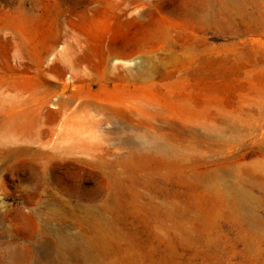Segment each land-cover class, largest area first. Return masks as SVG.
Here are the masks:
<instances>
[{"label":"rangeland","instance_id":"374dc122","mask_svg":"<svg viewBox=\"0 0 264 264\" xmlns=\"http://www.w3.org/2000/svg\"><path fill=\"white\" fill-rule=\"evenodd\" d=\"M146 25L169 32L148 44L166 78L99 88L86 61H70L75 48L95 63ZM119 56L109 66L126 72L145 54ZM95 102H146L158 114L141 120L167 134L146 137L178 157L135 153L126 142L138 139L114 131L122 118ZM262 105L264 0H0V125L49 130L37 142L0 131V264H264V200L239 226L212 186L262 195L249 181L264 161ZM220 115L240 119L239 134L205 142L200 124Z\"/></svg>","mask_w":264,"mask_h":264},{"label":"bare ground","instance_id":"6f19581e","mask_svg":"<svg viewBox=\"0 0 264 264\" xmlns=\"http://www.w3.org/2000/svg\"><path fill=\"white\" fill-rule=\"evenodd\" d=\"M122 1L127 2V3H133L136 0H122ZM222 6H223L222 9H224L223 11H229V9L227 7H225L224 5H222ZM199 14H197V15H199ZM201 15H202V13H201ZM143 28H145V29L142 33L138 34L137 32H134V33H132L131 37L127 38L126 40L122 41L119 44L111 43L105 50L104 49L102 50L101 54L98 57V61L95 63H92L84 55H79L77 53V51H75V48H74L76 43L74 41H72L70 45H71V48H74V49H73V52H71L70 61L73 63V65H79L82 61H86L87 65L90 68V72H91L89 74V79H95V80L97 79L99 81V83H98L99 88H100V86H102V87L105 86L106 83H114L115 84V82H118V81L123 82L127 85L131 84V85H134L137 87V84L146 85V84H149V83L152 84L158 80H161L164 78V76L166 74V72L164 71L165 62L162 58V55H157V53L154 54V49H152L153 47L151 45H148V44L150 42H152L153 40H155L158 44L164 45V43L166 41H168L169 32H168V30L164 29L160 25H153V26L146 25ZM130 52H142L143 54H145V57L138 62H134L133 66L127 68L126 72H119V70H118L119 66L118 65H114L112 67L109 66V61L112 60L111 58H114V57L120 58L119 54L127 55ZM174 60L176 61V57H173V61ZM126 61H131V59H127ZM167 72H169V71H167ZM167 74H169V73H167ZM165 78H166V76H165ZM71 99H72V96L70 97L69 101H71ZM67 102H68V100H62L61 106H64V104ZM93 104H94V106H95L94 108L96 110L101 111L102 113H107V114H109L110 117L116 116V117H120V119L122 118L124 125L121 127L119 126V128H117L114 131L127 133V135L129 134V136H132V138L135 137L138 139V142H136V143L130 142L131 140L129 142H126V144L128 146L132 147V149L135 153H137V154L142 153L145 156H151V157L159 158L162 160L172 159L173 156H175V158L178 157V155H176V153L172 149V147H169L166 144H161V143L157 142L154 137H151L150 139L146 137L149 134L167 135L166 132H164V130L161 129V127H160V129L155 128L152 125H150L149 123L143 122L141 120L142 115L156 116L158 114V111H156L154 108L150 107L149 104H147L146 102L141 104L140 108L124 105L122 109L112 108L108 104H100L98 102H95ZM262 106H264V105H262ZM190 109L192 110V108H190ZM58 111H62V109L60 108ZM259 111H261V109ZM246 112H249V111L247 110ZM207 113L209 115V112H207ZM211 113H213V112H211ZM210 115H212V114H210ZM252 115H254V114H252ZM220 116L214 117L216 119V121H219V125H216V122H215V124H211V125L206 123V122L200 124L199 129L203 130V132H204V134H202L203 132L201 134H202V139H204L205 142H207V143L223 142L224 139L229 141V137H231V136H232V139L234 140L235 136L233 138V135L239 134L240 131H239V127L237 125H238V121L240 119L238 120L237 118H233V117L229 118V116H228V118H223L224 116L223 117H222V115H220ZM249 119L251 120V117H249ZM207 120H208V118L206 119V121ZM133 121H136V122L133 123ZM22 124H19V125H22ZM239 124H240V122H239ZM243 125H245V124H243ZM28 126H26V127H28ZM239 126H242V125H239ZM21 127L22 126H19V127L14 126L12 124V122L7 121V122H4L3 124L0 125V131L3 132L4 136L7 138L8 141L9 140L12 141L13 139H19L21 141L23 140L24 142L25 141H32V142L36 141L37 142L41 139V137L43 135H46L49 131L48 127L43 126L42 124L38 125V130L36 132H34L33 129H29L30 127H28V129H24ZM172 129L174 130L173 127H172ZM168 132L170 133L169 130H168ZM174 132H175V130H174ZM185 132L188 133V136H192L194 138L199 136V134H198L199 132L195 127L186 129ZM179 133H183V131L178 132V134ZM172 135H173V132H172ZM8 137L10 139H8ZM214 144H216V143H214ZM37 151H43V150L37 149ZM259 151H260L261 155L264 157V145L260 147ZM9 153H11V152H9ZM49 155H48V157L51 156V155L50 156ZM258 163H260V164L257 165V168H256L257 173L255 174V173L251 172L250 176H249V178H250L249 181L253 186L258 187L262 190L261 196H256V195H254V193L252 192L251 189H248V188L244 189L243 187L238 186V185H230L227 183H225V184H217L216 183V184L212 185V186H214V190L216 191L217 195L228 202L229 210L231 212V217H232L233 221L236 224H238L239 226H242L243 222L248 225L249 222L247 220H248V218H251V212L249 209L246 208V206L250 205V204H258L261 200H264V161H261ZM206 177H209V175L202 176V177L200 176L199 178L203 179ZM207 185L209 186V184H207ZM251 226H250V228H251ZM57 250H56V248L53 247V254L54 255L57 254ZM246 251H248V254L252 255V257H257L259 254V250H258L257 246H247ZM61 263H62V260H61V258H59L57 260V264H61Z\"/></svg>","mask_w":264,"mask_h":264}]
</instances>
